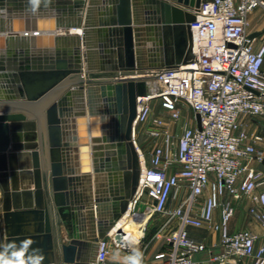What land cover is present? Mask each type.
Masks as SVG:
<instances>
[{"label": "water", "instance_id": "obj_1", "mask_svg": "<svg viewBox=\"0 0 264 264\" xmlns=\"http://www.w3.org/2000/svg\"><path fill=\"white\" fill-rule=\"evenodd\" d=\"M207 1L42 0L33 12L29 0H0L6 240L31 238L43 264H94L110 233L133 238L116 227L139 186L138 97L151 75L195 60L190 24ZM77 27L81 38L60 33Z\"/></svg>", "mask_w": 264, "mask_h": 264}, {"label": "built area", "instance_id": "obj_2", "mask_svg": "<svg viewBox=\"0 0 264 264\" xmlns=\"http://www.w3.org/2000/svg\"><path fill=\"white\" fill-rule=\"evenodd\" d=\"M258 8L264 9V0L203 3L190 24L195 60L151 75L148 94L138 97L133 141L141 174L123 219L139 224L140 241L148 221L163 216L166 221L154 237H164L170 245L142 264H199L196 256L207 246L190 236V227L222 233L223 251L212 254L217 264H264V243L257 247L254 232L229 230L234 202L244 198L255 203L250 214L264 229V133H250L242 120L264 119V41L251 38L248 30L249 16ZM184 106L195 119L179 133L176 123ZM139 128L155 141L149 157L138 144ZM185 190L188 194L175 204ZM206 192L202 212L195 214ZM219 209L221 221L216 223ZM2 229L0 219V233ZM114 240L110 233L100 241L94 264H109Z\"/></svg>", "mask_w": 264, "mask_h": 264}, {"label": "crops", "instance_id": "obj_3", "mask_svg": "<svg viewBox=\"0 0 264 264\" xmlns=\"http://www.w3.org/2000/svg\"><path fill=\"white\" fill-rule=\"evenodd\" d=\"M96 17L99 19L101 15L96 11ZM83 28V27H82ZM80 27L77 28H68L60 31L61 34L67 36L68 38L76 37L81 38V34L77 32ZM248 30L251 34H258L257 38L259 41H264V9L258 8L254 10L249 16V27ZM97 36L94 37V41H97ZM56 48V45H55ZM64 48V47H63ZM65 48L69 50L72 48V44L67 42ZM93 71H100L102 67L101 55L96 51L93 60ZM53 102V101H52ZM243 122L246 123L248 127V131L252 134L255 133H264V119L258 117H247L244 116L242 118ZM88 128V127H87ZM89 131V130H88ZM188 194L186 190L179 194L175 204L180 203V201ZM208 193L202 196L199 200L197 210L194 212L195 214H200L202 212L204 202ZM230 199L229 196L225 197L224 200ZM173 205V204H172ZM236 212L235 216L231 220L229 224V230L231 233H235L244 229H248L254 232L258 236L257 247H261L264 243V229L262 224L258 222L256 219L252 217L250 214V209L255 206V203L250 199H242L234 202ZM0 219L3 223V229L0 233V243L6 241V232H5V223L4 216L2 210V195L0 191ZM127 218H124L119 225H117L116 230L121 228L126 222ZM166 219L163 216L156 215L152 217L147 225H146V237L138 241V237L136 239H131L128 241H123L120 243L117 240L113 241L111 252L109 254L108 262L109 264H121L122 262L127 261L126 258L133 254L135 249H138L143 253V258L145 261H153L155 256L161 252H166L170 249V245L166 238H155L154 234L162 227L165 223ZM221 221V211L220 209L215 213V222L220 223ZM140 226L138 224L137 232L141 235ZM190 236L200 242H203L207 246V250L203 253H200L196 256L199 264H217L212 259V254H220L223 251L222 247V233L220 231H216L212 228H189ZM64 243H69V239L67 234L64 232ZM42 239L40 238V241ZM97 254V253H96ZM96 254L95 257H96ZM52 264H56L53 262Z\"/></svg>", "mask_w": 264, "mask_h": 264}, {"label": "clouds", "instance_id": "obj_4", "mask_svg": "<svg viewBox=\"0 0 264 264\" xmlns=\"http://www.w3.org/2000/svg\"><path fill=\"white\" fill-rule=\"evenodd\" d=\"M42 0H29L32 11L39 9ZM51 0H44L45 7ZM35 243L31 238L6 240L0 243V264H43L45 256L41 249L32 247ZM128 264H142L143 253L138 249L126 258Z\"/></svg>", "mask_w": 264, "mask_h": 264}, {"label": "rangeland", "instance_id": "obj_5", "mask_svg": "<svg viewBox=\"0 0 264 264\" xmlns=\"http://www.w3.org/2000/svg\"><path fill=\"white\" fill-rule=\"evenodd\" d=\"M193 115L194 112L192 109L188 106H184L183 117L178 123H176V128L179 133L182 132L186 122L190 121L191 123H194L195 118ZM137 141L141 149L149 157L155 141L143 132V128H139L137 131Z\"/></svg>", "mask_w": 264, "mask_h": 264}, {"label": "bare ground", "instance_id": "obj_6", "mask_svg": "<svg viewBox=\"0 0 264 264\" xmlns=\"http://www.w3.org/2000/svg\"><path fill=\"white\" fill-rule=\"evenodd\" d=\"M77 32H79V33L82 32V29H78ZM137 227H138V224L134 223L132 220H128L123 226H121V228H126L127 230H131L132 231V233H133V238L132 239H136V237L139 236V233L137 232Z\"/></svg>", "mask_w": 264, "mask_h": 264}]
</instances>
